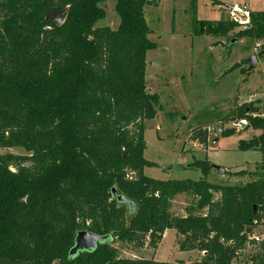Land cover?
I'll list each match as a JSON object with an SVG mask.
<instances>
[{"label":"trees","instance_id":"obj_1","mask_svg":"<svg viewBox=\"0 0 264 264\" xmlns=\"http://www.w3.org/2000/svg\"><path fill=\"white\" fill-rule=\"evenodd\" d=\"M104 1L0 0V148L26 153H0V264H235L248 245L242 264H264V240L252 238L264 218L263 165L233 172L253 176L238 185L143 173L154 164L143 157L145 121L159 104L145 81L146 53L157 47L145 7L160 0H115V28L95 25ZM63 8L60 25L45 18ZM194 21L195 35L249 38L264 51V10L237 31L230 17ZM246 106L238 116L262 131L239 147L262 148L264 116ZM191 164L204 176L211 169ZM179 194L193 196L184 216L170 211ZM171 228L199 260L124 258L112 244L155 247ZM78 231L106 239L70 254Z\"/></svg>","mask_w":264,"mask_h":264},{"label":"rangeland","instance_id":"obj_2","mask_svg":"<svg viewBox=\"0 0 264 264\" xmlns=\"http://www.w3.org/2000/svg\"><path fill=\"white\" fill-rule=\"evenodd\" d=\"M218 1L160 0L158 5L145 7V18L151 29L148 37L157 44L146 53L145 81L147 90L159 96L156 116L145 121L143 157L154 163L143 169L148 177L162 180L205 178L213 183L238 185L253 176H239L233 172L253 171L256 166H264V147H239L241 141L257 137L261 129L233 128L232 134L221 135V131L246 117L238 116L241 106L264 109V54L258 55V43L253 44L249 38H233L235 40L227 43L224 37L193 34L195 19L215 21L220 17L217 4L227 10L226 14H221L222 18H227L230 17L229 5H246L249 11H262L264 0ZM114 4L115 0H105L101 4L105 16L96 26H117L119 18ZM251 55H256L252 67L248 63ZM208 126L215 127L211 133L206 131ZM0 153L26 154L18 147L0 148ZM196 160H206L211 165L206 176L191 164ZM216 167H222L223 173L220 174ZM214 197L217 198L218 193H214ZM192 200L193 196L188 194L175 196L171 213L186 215ZM261 233H264V222L260 220L252 237ZM181 238L171 228L164 231L155 247L146 243L134 250L125 242L112 244L124 258L199 260L202 252L180 249ZM253 251V245L246 246L238 252L234 263H244ZM55 263H59L58 260L51 264Z\"/></svg>","mask_w":264,"mask_h":264},{"label":"water","instance_id":"obj_3","mask_svg":"<svg viewBox=\"0 0 264 264\" xmlns=\"http://www.w3.org/2000/svg\"><path fill=\"white\" fill-rule=\"evenodd\" d=\"M229 10L233 9V5L228 6ZM238 18H246L242 13H239L237 11H234ZM67 9L63 8L61 10L53 11L51 13H48L45 15V18L51 19L55 22L56 25H60L66 16ZM235 40V39H233ZM264 51H260L258 55H263ZM256 62V55H251L248 59V63L250 64V67H252ZM126 156V153L123 154ZM217 171L221 174L223 173L224 169L222 167H216ZM114 192V189L112 190ZM118 199L120 201L124 200L123 196H118ZM105 236L96 235L94 233L88 232V231H78L74 238V245L70 250V254L76 253L78 250H89L92 248H95L98 242L105 240ZM58 264V263H55Z\"/></svg>","mask_w":264,"mask_h":264},{"label":"built area","instance_id":"obj_4","mask_svg":"<svg viewBox=\"0 0 264 264\" xmlns=\"http://www.w3.org/2000/svg\"><path fill=\"white\" fill-rule=\"evenodd\" d=\"M234 11L242 13L246 18H244V19L238 18ZM229 14H230V18L232 20L236 21L242 27H245V25H247V23L249 22V10L247 9L246 5H243V6L233 5V9L229 10ZM257 46H259V44H257ZM251 115L253 117L256 116V114H254V113H251ZM247 125H249L248 117H244V118L240 119L238 122L232 124L233 128H236V129H242L244 126H247ZM214 128L215 127L208 126L206 131L208 133H211L214 130ZM217 130L220 132L221 128H217ZM261 221L264 222V218ZM252 238H255L256 241L264 240V233H261L259 235H254V237H252Z\"/></svg>","mask_w":264,"mask_h":264},{"label":"crops","instance_id":"obj_5","mask_svg":"<svg viewBox=\"0 0 264 264\" xmlns=\"http://www.w3.org/2000/svg\"><path fill=\"white\" fill-rule=\"evenodd\" d=\"M214 1H215V0H214ZM217 1H218V0H217ZM218 2H219V1H218ZM219 3H220V2H219ZM216 7H217V9H218V12L220 13V17H218V19H216V20L222 19V15H223V14H226V13H227V10H225L224 7H223L221 4H217ZM223 9H224V11H223ZM225 12H226V13H225ZM249 12H250V11H249ZM221 14H222V15H221ZM250 97H252V96H250ZM248 100H250V99H248ZM247 109H248V108H247ZM260 111H261V110H260ZM260 113H262L263 116H264V109H262V111H261ZM244 127H245L246 130H249V129L252 128V127L250 126V124L247 125V126H244ZM213 141L216 142L217 139L214 137V138H213Z\"/></svg>","mask_w":264,"mask_h":264}]
</instances>
